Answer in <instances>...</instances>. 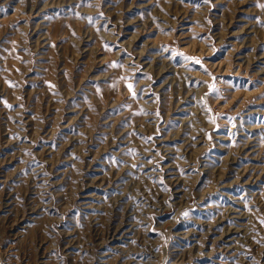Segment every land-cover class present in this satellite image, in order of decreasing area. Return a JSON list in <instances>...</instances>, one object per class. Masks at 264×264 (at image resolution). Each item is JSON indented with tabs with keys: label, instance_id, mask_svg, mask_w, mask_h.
Instances as JSON below:
<instances>
[{
	"label": "rangeland",
	"instance_id": "rangeland-1",
	"mask_svg": "<svg viewBox=\"0 0 264 264\" xmlns=\"http://www.w3.org/2000/svg\"><path fill=\"white\" fill-rule=\"evenodd\" d=\"M264 0H0V264H264Z\"/></svg>",
	"mask_w": 264,
	"mask_h": 264
},
{
	"label": "snow or ice",
	"instance_id": "snow-or-ice-1",
	"mask_svg": "<svg viewBox=\"0 0 264 264\" xmlns=\"http://www.w3.org/2000/svg\"><path fill=\"white\" fill-rule=\"evenodd\" d=\"M262 7H264V6H262Z\"/></svg>",
	"mask_w": 264,
	"mask_h": 264
}]
</instances>
